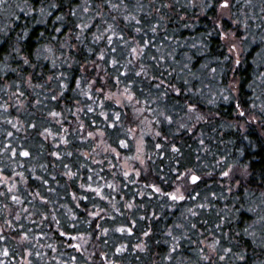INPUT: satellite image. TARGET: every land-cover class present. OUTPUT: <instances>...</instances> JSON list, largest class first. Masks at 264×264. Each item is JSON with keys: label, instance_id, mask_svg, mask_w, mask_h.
Masks as SVG:
<instances>
[{"label": "trees", "instance_id": "trees-1", "mask_svg": "<svg viewBox=\"0 0 264 264\" xmlns=\"http://www.w3.org/2000/svg\"><path fill=\"white\" fill-rule=\"evenodd\" d=\"M258 1L232 0L224 20L220 0H88V12L85 0H56L44 16L48 0H1L0 264H264V233L244 232L264 216L247 199L264 200ZM231 31L260 42L236 59L223 42ZM122 92L131 99L119 104ZM138 112L151 131L143 157ZM178 187L187 192L174 201Z\"/></svg>", "mask_w": 264, "mask_h": 264}, {"label": "snow or ice", "instance_id": "snow-or-ice-1", "mask_svg": "<svg viewBox=\"0 0 264 264\" xmlns=\"http://www.w3.org/2000/svg\"><path fill=\"white\" fill-rule=\"evenodd\" d=\"M101 2L103 4H107L109 5L112 9H118L120 7V4H117V3H113L112 0H101ZM58 7V4L56 3V0H48V3H47V6L46 7H41L39 9V13L41 16H44V15H50V12H49V9H55ZM83 7V11L84 12H88L89 11V4H88V0H85V4L82 6ZM204 7H211V3H206L204 5ZM220 7L223 8V9H228L229 8V3H228V0H220ZM69 14L70 15H73L75 16L76 15V11L70 9L69 10ZM56 19L58 21H60L61 23L64 22L65 20V17L64 16H57ZM132 19H135V17H132ZM101 22L102 23H106V21H103V19H101ZM136 23H140V21H136ZM77 27H79L80 29V35H76L75 36V39L76 40H80L81 39V36L83 35V33L90 27H92V25H90L89 23L85 22L83 24H79L77 25ZM99 31V29H97ZM54 31H60L59 28H56L54 29ZM107 31L108 32H113V29H112V25H107ZM140 29L137 28L136 29V32L139 33ZM153 31H155V29H153ZM115 35V33H113ZM43 35V34H41ZM103 38V34L101 35H97L94 40H93V43H95L96 41L100 40ZM119 39L123 40L124 38L121 36L119 37ZM108 43L111 44L112 43V37L109 36L108 37ZM113 51H115V49H112ZM14 51L19 54V52L21 51L20 47L18 45L14 46ZM45 52H48V53H51V49L50 48H47V49H44ZM132 53H135L136 52V48H132L131 49ZM143 50H141L142 52ZM41 51L40 50H37V56H36V59L39 60L41 58ZM20 60L22 61V64L23 65H27L29 67L32 66L31 64V61L27 58V56H21L19 57ZM46 58H51V57H46ZM101 59H104L103 55H101ZM117 63L116 60H112V64L115 65ZM53 67H55V60H53ZM13 71H15V69H13ZM136 75H140V73H136ZM61 76H63V74H61ZM29 83H31V81H29ZM72 83V81H67L66 78L65 80H59L58 81V84H59V87H60V93L59 95L60 96H63V94L67 91L70 90V84ZM76 88L80 91H83V89L80 88V83L79 82H76ZM86 96L88 95V93H84ZM178 95L180 94L179 92L177 93ZM52 99H57V96L56 95H53L51 97ZM90 98V97H89ZM129 99H131V96L128 97ZM225 99H227V97H225ZM89 111H91V109H89ZM189 111H195V108H189ZM53 116H57L58 113L56 112H53L51 113ZM166 119L168 120L169 123H171V117H166ZM197 119H202V117H197ZM131 131V130H129ZM120 146L121 147H124V148H128L129 145L128 143L124 142V141H120ZM139 150V149H138ZM176 151H179L178 149H175ZM23 155L25 157H27L29 155L28 152H24ZM125 175H127V173H125ZM225 175H227V173H225ZM201 177L197 176V175H191L190 176V180L193 184H197L199 183ZM83 187V186H81ZM109 187H112V185H109ZM91 191L93 192H98L99 190L98 189H91ZM157 191H159V189H157ZM86 198V197H85ZM185 197L181 194V195H171V199L172 200H183ZM13 200H16L17 197L13 196L12 197ZM129 207H131V205H129ZM200 207H203V205H200ZM252 209H249V211H251ZM193 215H195V212H193ZM259 225V231L261 233H264V216H260L258 217L257 221H255L253 223V225H250L248 228H245L244 232L245 234L251 236L253 239H256V236H257V232L256 230H254L256 228V226ZM192 227L194 228L195 225H192ZM250 229H253V230H250ZM120 231H123V229H120ZM169 236H172V233L169 232L168 233ZM172 239L175 241V244L173 245L172 247V251L175 252L176 251V248L179 246V239H177L176 237H172ZM219 242L218 241H215L213 242V244L210 246L213 250H215L216 248V245L218 244ZM258 246H261V247H264V235H262L258 241ZM77 248H79V245L76 246ZM203 251V249L201 250ZM227 252H232V249L229 248V249H226ZM209 257L205 256L204 259H208ZM221 259H223V257H220ZM246 258V254L244 252H241L239 254V256L237 257V259L239 260H244Z\"/></svg>", "mask_w": 264, "mask_h": 264}, {"label": "rangeland", "instance_id": "rangeland-1", "mask_svg": "<svg viewBox=\"0 0 264 264\" xmlns=\"http://www.w3.org/2000/svg\"><path fill=\"white\" fill-rule=\"evenodd\" d=\"M231 1L232 0H228L229 3V8L228 9H223V8H219L220 9V18L224 19V20H231L232 19V9H231ZM262 1V0H261ZM261 1H258V3L261 5ZM1 3V0H0ZM235 27V26H234ZM239 34V33H238ZM236 34V31H231V32H227L224 33V38H223V42L225 43V46L227 48L228 53L232 54L236 59H239V57L241 56L242 52L246 49L244 46L247 45L249 46H254L257 44V42L260 41H256V39L253 36H250L249 38H245V36L243 35H239ZM242 34V33H240ZM264 34V31L262 32V35L260 36V40L262 39ZM259 57H262L261 59V63H263L262 67L264 68V47H262L261 50V54L259 55ZM232 88L235 92V88L236 83H232ZM127 94L125 92L119 93L118 95H113L112 99H114L116 102H118L119 104H123V99H127ZM141 112V110H140ZM139 113V112H138ZM142 113V112H141ZM139 113V115H137L136 119L140 121L139 127L138 128V136H137V140H136V145H137V153L140 157H143V153H144V137L146 136L145 132H147L149 130V124L147 123V119L144 117L142 118L141 115ZM151 132V131H148ZM139 149V150H138ZM246 170L243 171H239V174L242 175L243 177H245ZM236 179V177L230 176V179ZM189 184H191V180H189ZM236 188L237 186H239L238 184H234ZM230 186V185H229ZM187 187V186H186ZM231 187V186H230ZM188 190L190 187H187ZM178 192L180 194H182L183 196L185 195V193L187 192L185 188L183 187H178ZM247 199L251 204V207L253 209H255V211L257 210H262L264 208V200L263 199H259V197H255V196H250L247 195ZM208 244H206L207 246Z\"/></svg>", "mask_w": 264, "mask_h": 264}]
</instances>
